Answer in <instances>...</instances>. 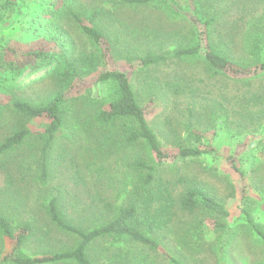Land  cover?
Here are the masks:
<instances>
[{"label":"rangeland","instance_id":"374dc122","mask_svg":"<svg viewBox=\"0 0 264 264\" xmlns=\"http://www.w3.org/2000/svg\"><path fill=\"white\" fill-rule=\"evenodd\" d=\"M5 1L0 0V143L14 129L29 133L19 146L0 153V216L14 233L24 223L50 228L49 234L28 239L18 254L42 256L77 244L76 236L51 224L52 198L61 214L83 229L106 222L130 201L134 181L127 164L136 158L150 162L147 150L123 142L135 128L130 120H96L115 89L96 78L118 69L126 73L163 150L171 155L179 147L215 149V154L165 161L157 165L158 174L177 189L208 185L229 216L221 219L206 210L181 215L160 239L156 255L112 237L94 242L88 255L95 264H170L168 256L182 264H264V242L238 221L247 207L264 229V110L259 100L264 71L214 73L201 56H172L174 49L200 43L227 55L235 67L252 70L264 63V0H172L175 10L155 1L10 0L9 7H1ZM97 10L105 13L89 23V14ZM75 14L101 33V43L83 32ZM189 15L201 26L193 28ZM208 18L216 23L205 26ZM219 33L227 36L224 41ZM34 50L46 57L27 55ZM149 53L166 59L142 66L139 58ZM56 96L64 118L43 154L50 119L27 117L13 102L39 106ZM99 198L113 206L107 218L100 216ZM214 222H223L224 228L218 230ZM13 243L0 233V264H12L4 256Z\"/></svg>","mask_w":264,"mask_h":264},{"label":"trees","instance_id":"16d2710c","mask_svg":"<svg viewBox=\"0 0 264 264\" xmlns=\"http://www.w3.org/2000/svg\"><path fill=\"white\" fill-rule=\"evenodd\" d=\"M130 4H142L151 1L162 2L171 10H175L172 0H125ZM10 0L5 1L1 7H9ZM105 13L103 10L92 11L88 16L89 23H92L99 15ZM80 24L83 32L92 38L96 43H101V33L92 25L83 23V19L78 15H73ZM193 28L201 26V21L194 15L187 18ZM216 23L214 18L206 19L205 26ZM264 33V18H263ZM225 34L219 33V39L224 41ZM227 37V36H226ZM27 55L44 59L46 53L43 51H30ZM106 58V51H102ZM172 56L176 58L201 56L214 73L232 72L235 75H244L248 73H257L264 71V63L255 66L254 69H244L235 67L231 60L222 53H218L209 44L196 45L191 47H181L172 51ZM165 56H153L150 53L141 56L139 63L142 66L158 64L164 61ZM96 81L102 84L114 85V93L108 102L106 108H101L96 113V120L102 124L114 123L117 120L128 119L135 124V128L130 129L123 138L127 145H144L147 150L150 162L144 159L136 158L131 160L127 166L133 175V185L130 190V201L117 209L113 216L106 222L89 229H83L63 216L58 208L57 200L52 198L48 202V213L51 224L61 232L76 236L77 244L69 249L61 251H52L42 256H27L18 254L21 247L30 238L44 236L49 234L50 228L43 227L34 223H24L20 232L14 233L9 222L0 216V233L13 240L12 250L4 256V259L12 264H59L72 262L74 264H95L94 260L88 255L89 247L100 239L112 237L117 240H125L134 245L145 248L149 253L156 255L162 240L167 236L171 229V224L181 215H194L200 210H206L214 213L221 219L229 216L224 202L216 195L215 191L208 185L197 186L188 185L177 189L175 184L171 183L158 174L157 165L176 158L198 157L204 154H215V149L209 146L179 147L176 154H169L158 142L155 132L149 127L146 120V110L144 106L139 105L136 100L129 79L125 72L118 69H107L102 72ZM261 107L264 110V87L262 88ZM61 97L56 96L45 105L33 106L23 100H15L13 107L21 114L27 117L47 116L50 123L46 128L48 135L47 142L43 146L45 154L49 142L53 139L55 133L62 125L64 118L63 110L60 109ZM187 130L195 137H201L198 131L189 128ZM163 128H160V131ZM29 131L27 129H14L12 133L5 137L0 143V153H5L19 146ZM163 136V135H162ZM164 137V136H163ZM43 155V159H44ZM232 166L236 169L233 162ZM42 175L47 174L46 164L43 161ZM194 184V183H193ZM101 202L100 216L107 218L113 211L111 203ZM240 225L249 228L258 240L264 242V229L252 218L251 211L247 207L242 208L238 218ZM214 227L218 230L224 228L223 222H214ZM264 253V252H263ZM170 264H182L175 257L168 256ZM161 264V263H157Z\"/></svg>","mask_w":264,"mask_h":264}]
</instances>
